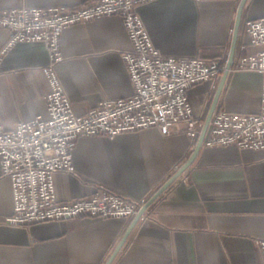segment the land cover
Wrapping results in <instances>:
<instances>
[{"label":"crops","instance_id":"1","mask_svg":"<svg viewBox=\"0 0 264 264\" xmlns=\"http://www.w3.org/2000/svg\"><path fill=\"white\" fill-rule=\"evenodd\" d=\"M92 1L0 0V10L77 7ZM242 2L152 0L142 4L139 13L163 55L201 56L227 63ZM263 16L264 0H246L233 69L214 114L260 110L263 77L238 69L235 63L244 53L241 44L249 40L246 21ZM8 39V31L0 29V53ZM132 47L120 15L77 23L64 31V59L57 72L78 114L104 99L133 94L124 60ZM256 49L250 46L248 51ZM48 63L49 52L42 42H19L2 54L0 122L5 128L47 116L46 97L51 88L44 69ZM221 77L188 91L202 127ZM197 143L193 145L185 131L165 135L155 127L114 137L82 136L73 149L74 173L60 171L55 176L57 197L71 201L103 186L147 203L188 161ZM13 211L11 180L0 165V264H107L135 219L78 217L17 226L5 221ZM261 240L264 149L202 146L193 163L134 225L111 264H264Z\"/></svg>","mask_w":264,"mask_h":264},{"label":"built area","instance_id":"2","mask_svg":"<svg viewBox=\"0 0 264 264\" xmlns=\"http://www.w3.org/2000/svg\"><path fill=\"white\" fill-rule=\"evenodd\" d=\"M152 0H95L81 6H23L0 10V29L9 39L0 61L19 42H42L49 52L44 69L50 84L47 116L22 120L11 128L0 122V165L11 180L14 211L5 221L11 225L72 220L78 217L132 218L146 203L100 186L89 196L62 202L56 193L55 176L74 173L73 149L82 136L114 137L150 127L171 135L185 131L196 145L202 125L194 115L188 91L194 85L219 79L226 69L220 59L201 56H165L156 47L139 13ZM200 1V0H195ZM120 15L132 42L124 53L134 92L126 98H107L78 114L57 72L64 59L61 37L77 23ZM248 42L236 61L238 69L263 77L261 107L256 113L217 111L203 146L237 145L242 149H264V16L245 23ZM257 47L249 52V47ZM233 69V67H232ZM185 125V128H181ZM264 255V240L259 241Z\"/></svg>","mask_w":264,"mask_h":264},{"label":"water","instance_id":"3","mask_svg":"<svg viewBox=\"0 0 264 264\" xmlns=\"http://www.w3.org/2000/svg\"><path fill=\"white\" fill-rule=\"evenodd\" d=\"M246 0H243L239 11H238V15H237V20H236V25H235V31H234V38H233V43H232V48H231V52L230 55L228 57L227 63H226V69L221 77V81L220 84L218 86V90L215 94L214 100L212 102L209 114L207 116V119L205 121V124L203 125L202 129H201V133L199 136V140L197 143V146L195 148L194 153L192 154V156L188 159V161L147 201L146 204H144L140 210L138 211V213L135 215V219L133 221V223L131 224V226L128 228L127 232L125 233L124 237L122 238L121 242L119 243V245L117 246V248L115 249L114 253L112 254L111 258L108 260L107 264H111L114 260V258L116 257V255L118 254V252L120 251V249L122 248V246L124 245V243L126 242V239L128 238L130 232L132 231L134 225L138 222V220L143 216V214L147 211L148 207L158 198V196H160L195 160L198 152L200 151L201 147L203 146V142L204 139L207 135L213 114L216 110V107L218 105L222 90L224 88V84L226 82V79L230 73V71L232 70V66L234 64V60H235V54H236V48H237V44H238V39H239V32H240V27H241V23H242V16H243V9H244V5H245Z\"/></svg>","mask_w":264,"mask_h":264},{"label":"rangeland","instance_id":"4","mask_svg":"<svg viewBox=\"0 0 264 264\" xmlns=\"http://www.w3.org/2000/svg\"><path fill=\"white\" fill-rule=\"evenodd\" d=\"M221 61H222V60H221ZM222 64H224V65H225V64H226V60H225V62H224V60H223V61H222Z\"/></svg>","mask_w":264,"mask_h":264}]
</instances>
